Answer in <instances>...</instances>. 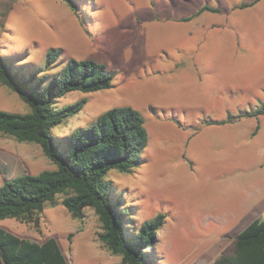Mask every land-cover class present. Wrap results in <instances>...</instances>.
<instances>
[{
	"label": "rangeland",
	"instance_id": "obj_1",
	"mask_svg": "<svg viewBox=\"0 0 264 264\" xmlns=\"http://www.w3.org/2000/svg\"><path fill=\"white\" fill-rule=\"evenodd\" d=\"M0 0V52L52 77L70 58L107 66L111 87L69 91L54 105L85 99L55 126L65 138L105 111L132 106L149 141L131 172L110 170L114 201L141 221L163 215L153 252L160 264H215L232 255L235 236L264 219V0ZM218 13L181 22L200 6ZM61 51L47 67L49 49ZM5 56V55H4ZM0 110L29 105L0 83ZM212 122V123H211ZM55 168L41 146L0 132V185L5 179ZM47 203L36 222L0 219V226L35 241L58 240L69 264H119L98 238L91 206L75 218ZM152 251V250H151Z\"/></svg>",
	"mask_w": 264,
	"mask_h": 264
},
{
	"label": "trees",
	"instance_id": "obj_2",
	"mask_svg": "<svg viewBox=\"0 0 264 264\" xmlns=\"http://www.w3.org/2000/svg\"><path fill=\"white\" fill-rule=\"evenodd\" d=\"M66 1L75 7L72 0ZM248 5L251 3L243 6ZM205 10L218 11L205 5L199 13ZM18 56L0 52V83L16 92L30 110H0V132L21 142L39 144L55 168L5 179L0 185V219L37 223L35 215L47 203L57 204L58 195H63L60 203L75 218H84L87 206L95 210L102 228L98 238L109 251L121 256L119 264H160L153 249L165 217L141 221L138 213L120 207L106 177L113 169L131 172L142 162L149 141L142 113L128 105L105 111L94 124L78 128L65 138V153L52 130L79 113L86 100L62 108L54 105L55 100L73 90L109 88L114 77L104 63L70 58L61 71L48 78L40 76L41 70L33 65L19 62ZM60 56L59 49H49L45 65H53ZM0 264L69 263L56 238L39 242L0 226ZM215 264H264V219L256 218L240 231L235 236L234 253L220 255Z\"/></svg>",
	"mask_w": 264,
	"mask_h": 264
},
{
	"label": "crops",
	"instance_id": "obj_3",
	"mask_svg": "<svg viewBox=\"0 0 264 264\" xmlns=\"http://www.w3.org/2000/svg\"><path fill=\"white\" fill-rule=\"evenodd\" d=\"M259 0H253L252 2H248V3H251V5H254V4H256L257 2H258ZM248 6H250V5H248ZM203 6H200V8L198 9V12L197 13H195V14H193V15H185V16H183V17H181L180 19H179V21H183V22H185V21H190V20H195V18L196 17H206L207 15H208V13H218L220 10H219V8H217V7H214V6H212V7H214V8H217L218 9V11H211V10H205V11H202V12H200L199 13V10L202 8ZM244 7H246V6H244ZM234 11V12H237V11H239V10H241V12L243 13V3L241 2V3H239V4H237V5H235L234 6V8H232L231 9V11ZM258 218H260V217H258ZM7 230V229H6Z\"/></svg>",
	"mask_w": 264,
	"mask_h": 264
}]
</instances>
